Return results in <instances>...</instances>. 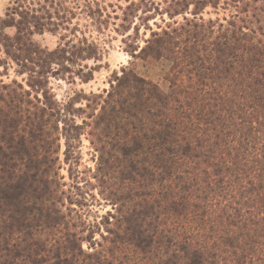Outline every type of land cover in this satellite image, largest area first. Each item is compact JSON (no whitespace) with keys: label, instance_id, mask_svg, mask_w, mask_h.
I'll use <instances>...</instances> for the list:
<instances>
[{"label":"trees","instance_id":"obj_1","mask_svg":"<svg viewBox=\"0 0 264 264\" xmlns=\"http://www.w3.org/2000/svg\"><path fill=\"white\" fill-rule=\"evenodd\" d=\"M230 1L235 12L212 42L202 18L146 40L140 52L159 56L182 54L183 34L193 39L174 58L168 91L123 68L105 96L65 102L49 77L89 82L96 66L83 62L101 50L86 38L42 48L33 34L59 23L39 2L14 1L2 25L16 31L0 43L28 89L0 80V264H264V0ZM172 2L193 4L195 16L219 4ZM57 7L66 21L71 12ZM81 95L85 107L74 108ZM86 110L89 122L76 124ZM84 126L95 169L64 190L61 141L70 177ZM87 187L112 207L94 224L80 208L95 199Z\"/></svg>","mask_w":264,"mask_h":264},{"label":"rangeland","instance_id":"obj_2","mask_svg":"<svg viewBox=\"0 0 264 264\" xmlns=\"http://www.w3.org/2000/svg\"><path fill=\"white\" fill-rule=\"evenodd\" d=\"M14 1L0 0V39L3 36H14L15 34V28L2 25V21L7 20L6 14H8V9L14 6ZM27 1L31 5L34 4L36 8H38L36 5L38 2L46 6L47 10L50 8V4L43 0ZM206 1L218 2L219 4L217 8L210 4L198 6L204 10L200 11L199 9L200 14L195 16L193 4H189L187 10H182L181 6H174L172 0H49L54 4L67 7L71 13L65 15L66 21L65 19L61 21L60 18L64 12L62 9L57 10V5H54L52 9H49V17L51 16L53 22L59 23V26L46 25L43 31L33 34L32 40L42 48L52 51L63 41L77 43L86 38L98 45L102 55L100 61L83 62L88 67L96 66L89 82H81L76 76H74L75 82L64 77L50 76L48 79L49 89L59 102L67 101V98L74 93L86 96H105V91L109 90L110 83L116 74L120 75L123 68H132L139 76L156 83L161 90L168 91L169 81L172 80L169 77V72L173 67H177L179 62L178 60L174 61V58L181 57L182 49L188 44L187 42H190L188 40L193 39L189 38L185 41V34L178 37L179 52L182 54L172 55L163 52L158 56V53L149 51L142 53L140 50L145 47L146 40L151 38L152 33L161 34L163 30L179 28L183 25L186 27L187 21L200 25L202 23L200 18L206 24L204 33L207 34V42L214 41L218 35L219 22L228 27V22L231 21L235 8L230 0ZM133 2L137 4V7L127 12V17L123 16L124 8ZM150 3H153L154 6H149ZM96 7H100L102 11V16L99 19L90 13L91 10L95 11ZM174 12H178V14L175 15ZM38 15L42 17L44 23L48 22V14L44 10ZM208 25H211L212 29ZM194 31L200 33L201 30L195 29ZM17 70L18 67L5 55L0 43V80L6 84L15 80L27 90L28 87L25 84L27 76L17 74ZM39 96L41 97L40 94ZM77 101L79 102L74 104V108L85 107L86 101L82 95ZM88 113L90 111L86 110L84 114L76 115V124L81 125L82 120L89 122L86 118ZM88 130L89 128L84 126L80 142L74 148L77 164L72 166V172H70L72 179L68 175L70 165L63 162L65 145L64 141H61L60 160L62 168L60 174L64 177L63 182L67 185L64 190H68L69 186L75 185V183L82 185V180L88 179L94 172L96 153L90 144L91 138L87 134ZM86 190L88 194L95 195V199L91 200L86 197L85 205L80 208L83 210L81 212L87 222L94 224L100 220L101 216L111 211L112 207L98 196L97 190L88 187L84 191L86 192ZM95 238L99 239V235L95 234Z\"/></svg>","mask_w":264,"mask_h":264}]
</instances>
